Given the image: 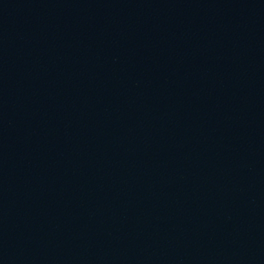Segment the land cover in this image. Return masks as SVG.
I'll return each mask as SVG.
<instances>
[{
	"label": "water",
	"instance_id": "obj_1",
	"mask_svg": "<svg viewBox=\"0 0 264 264\" xmlns=\"http://www.w3.org/2000/svg\"><path fill=\"white\" fill-rule=\"evenodd\" d=\"M0 264H264V0H0Z\"/></svg>",
	"mask_w": 264,
	"mask_h": 264
}]
</instances>
